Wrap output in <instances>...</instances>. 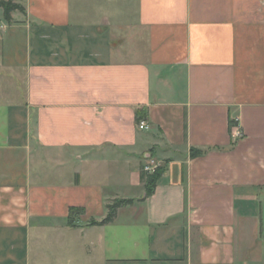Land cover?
<instances>
[{"label":"crops","instance_id":"crops-1","mask_svg":"<svg viewBox=\"0 0 264 264\" xmlns=\"http://www.w3.org/2000/svg\"><path fill=\"white\" fill-rule=\"evenodd\" d=\"M14 1L0 264H264V0Z\"/></svg>","mask_w":264,"mask_h":264},{"label":"trees","instance_id":"trees-1","mask_svg":"<svg viewBox=\"0 0 264 264\" xmlns=\"http://www.w3.org/2000/svg\"><path fill=\"white\" fill-rule=\"evenodd\" d=\"M0 9L3 11V16L6 20H10L12 17V12L16 10L25 11L23 5L20 3L14 1V0H0ZM138 113V119L145 116L144 111H137ZM201 154L202 152L199 151ZM195 154V152H194ZM164 167L159 166L155 172L149 173L146 171H143L141 174L142 181L145 183V189H146V195L149 196L154 192V189L156 187L157 181L161 174L164 171ZM133 202V199H116L113 202L109 203L107 205L108 213L107 215L101 220H93L92 224H106L114 220V218L117 215V211L120 207L124 205H128Z\"/></svg>","mask_w":264,"mask_h":264},{"label":"built area","instance_id":"built-area-1","mask_svg":"<svg viewBox=\"0 0 264 264\" xmlns=\"http://www.w3.org/2000/svg\"><path fill=\"white\" fill-rule=\"evenodd\" d=\"M140 128H148L149 125L145 121H141L139 124ZM159 167V164L154 161V160H149L145 165H144V171L153 173L156 171V169Z\"/></svg>","mask_w":264,"mask_h":264},{"label":"rangeland","instance_id":"rangeland-1","mask_svg":"<svg viewBox=\"0 0 264 264\" xmlns=\"http://www.w3.org/2000/svg\"><path fill=\"white\" fill-rule=\"evenodd\" d=\"M3 14V13H1ZM10 79L4 74L0 72V100H3L5 98V87L9 85Z\"/></svg>","mask_w":264,"mask_h":264}]
</instances>
